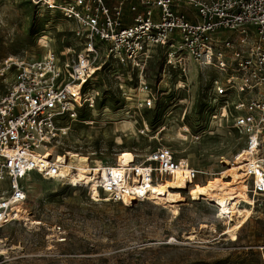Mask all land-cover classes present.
<instances>
[{"label": "built area", "instance_id": "2783aa9c", "mask_svg": "<svg viewBox=\"0 0 264 264\" xmlns=\"http://www.w3.org/2000/svg\"><path fill=\"white\" fill-rule=\"evenodd\" d=\"M29 1L35 13L48 12L53 23L61 19L73 39L71 47L48 50L41 60L7 57L0 63V228L24 224L17 208L28 210L30 174L87 189L72 182V169L63 175L53 161L74 124L92 127L99 118L95 109L107 102L123 121L126 109H151L165 94L188 92L192 66L214 74L205 84L206 122L225 123L242 140V151L264 158V0ZM83 111L93 117L80 118ZM183 133L190 135L189 128ZM146 159L153 178L180 165L166 143ZM189 172V180L208 176ZM88 176L89 184L121 202L113 185ZM252 187L256 197L264 193V185Z\"/></svg>", "mask_w": 264, "mask_h": 264}, {"label": "rangeland", "instance_id": "374dc122", "mask_svg": "<svg viewBox=\"0 0 264 264\" xmlns=\"http://www.w3.org/2000/svg\"><path fill=\"white\" fill-rule=\"evenodd\" d=\"M36 10L29 0H0V63L7 57L41 60L48 50L71 47L69 27ZM212 77L211 70L192 66L188 92L165 94L151 109H126L123 121L107 102L95 109V125L74 124L54 151H74L111 166L119 154L141 163L166 143L180 165L187 162L208 175L197 181L219 176L226 170L221 161L231 160L243 143L225 123L206 122L201 113ZM79 116L93 117L88 111ZM28 178L27 208L37 224L0 228V264H264V193L255 197L254 210L231 238L225 235V218H217L193 190L183 193L186 201L175 209L149 200L127 206L98 190L91 196L89 187L71 188L38 174Z\"/></svg>", "mask_w": 264, "mask_h": 264}, {"label": "bare ground", "instance_id": "6f19581e", "mask_svg": "<svg viewBox=\"0 0 264 264\" xmlns=\"http://www.w3.org/2000/svg\"><path fill=\"white\" fill-rule=\"evenodd\" d=\"M72 91L76 92L77 89L72 88ZM87 122L90 123V121ZM116 157L114 164L105 166L101 161L92 160L87 155L66 151L64 154L55 153L53 161L62 165L61 174L63 175L72 169L73 173L70 174L72 182L76 184V182L82 181L88 184L91 196H94L97 190L100 191L95 182L92 181L89 184L92 179L88 174H93L106 186L113 185L121 197V203L127 206L142 198L159 205L172 206L175 209L177 204L186 201L183 193L193 190L198 198L212 205L216 210L217 218H225L227 226L225 235L231 238L235 237V232L248 219L255 207L256 193L248 194L246 189L248 183L264 185L262 174L264 158L246 150L239 151L231 160L223 159L221 164L225 166L226 170L219 173V176H211L203 182L189 180L190 167L187 162L172 170L169 175L156 180L150 173L149 160L146 159L140 163L129 161L124 154H119ZM45 158L49 160L52 158L51 150L46 152ZM42 164L49 166V162L46 161H42ZM17 210V218L23 220L25 225L37 224L28 216V210L20 208ZM2 242L3 240L0 239V244Z\"/></svg>", "mask_w": 264, "mask_h": 264}]
</instances>
